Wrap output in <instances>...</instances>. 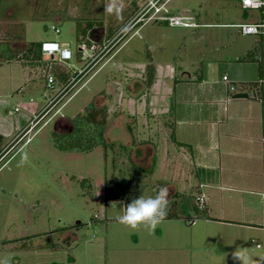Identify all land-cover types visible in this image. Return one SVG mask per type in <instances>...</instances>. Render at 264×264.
Masks as SVG:
<instances>
[{
    "label": "rangeland",
    "instance_id": "rangeland-1",
    "mask_svg": "<svg viewBox=\"0 0 264 264\" xmlns=\"http://www.w3.org/2000/svg\"><path fill=\"white\" fill-rule=\"evenodd\" d=\"M147 1L1 3L0 37L13 36V46L22 49L30 40L62 41L73 51L69 74L75 80L81 75L76 73L79 68L98 58L44 113L42 107L61 87L59 80L52 87L45 84L49 74L46 64L51 61L48 56L33 67L24 58L0 63V258L8 257L10 264H264V239L259 235L252 239L248 233L237 234L234 230L244 228L235 227L233 221L232 233L220 235L219 220L215 224L201 218L205 203L196 187L206 172L190 168V139L178 144V132L174 133L179 118L197 117L196 109L191 112L195 101H204L202 113L210 117L223 109V101L214 100L221 92L230 97L236 91L253 94L250 83L233 81L236 91H228L221 79L229 66L238 63L228 59L242 41L238 26L208 22L259 21L261 10L242 8L240 0H159L160 13L191 14L196 22L171 25L167 20L142 16ZM86 19L103 22L92 32L93 39L102 42L95 43L89 49L93 55L80 62L74 58V29L77 21ZM52 24L59 26V33ZM110 24L117 29V39L103 36ZM248 37L256 47L261 36ZM254 62L252 67L243 64L242 69L247 78L258 81L256 90L261 94L264 85L258 62ZM148 63L153 65L151 84H147ZM186 71L195 80L203 76L213 92L198 91L196 82L183 77ZM98 92L107 108L106 133L114 143L98 144L90 150L56 145L54 129L69 127L67 122L59 124L58 118L84 112ZM187 131L186 138L195 137L191 127ZM137 145L143 147L141 154L134 153L140 150ZM170 181L179 191L171 199L169 211L178 217H165L153 228L135 230L116 221L132 199L153 196L158 186ZM206 189L204 195L213 211L220 202L216 193H230L219 187L218 192L211 188L207 195ZM259 197L249 198L252 213L240 218L260 220L264 200ZM193 214L199 219L194 221ZM245 219L238 218L239 225ZM236 242L242 244L240 262L233 259L238 252L233 248Z\"/></svg>",
    "mask_w": 264,
    "mask_h": 264
},
{
    "label": "crops",
    "instance_id": "crops-1",
    "mask_svg": "<svg viewBox=\"0 0 264 264\" xmlns=\"http://www.w3.org/2000/svg\"><path fill=\"white\" fill-rule=\"evenodd\" d=\"M180 15L188 16V18H186L188 21L196 23L195 21L192 20L193 15L191 14H180ZM223 21L224 20H218L216 22H208V23L219 24V25L232 24L234 26H236V23H240V22H223ZM243 22H248V21H243ZM237 32H238V38L241 39L242 41L238 43L236 47H234L231 50V54H229L228 59L233 60V62L237 60L238 63H234V66L232 68L229 66L228 68L229 72H223L222 75L227 74L228 78L234 82L239 81V82L249 83L250 81H252L251 80L252 78H250L251 76L249 75L247 78V74H246L247 72H245L246 70L245 69L243 70L242 67L243 64H246V66L248 64V66L252 67L251 65L255 62L254 60H240L238 59V57L241 52L247 51L249 48L252 47L251 45L252 38L248 37V35L251 34H244L240 32V30ZM116 35L117 34H115L111 38L117 39L118 37L115 38ZM44 40L46 39H43V41ZM53 40H57V39H53ZM59 42L61 46L70 49L72 56L64 61L57 59L55 60H57V62L60 64L61 69H66L71 71L69 65H72V63L70 64V60L73 57V51L66 44H62L63 43L62 41ZM80 46L81 44L79 45V47ZM87 52L88 50L85 51L82 50L81 58H77L75 55L74 57L75 60L80 62L85 61V55ZM43 54L48 56L45 53ZM262 58H263V46H262ZM262 60H264V58ZM36 65L38 64H30L31 67ZM252 70L250 71L252 72ZM86 71L88 70H85L84 73H86ZM84 73H81V75L78 77L79 80H81L80 77ZM84 76L85 74L82 77ZM183 77H185L186 79L189 78L188 80H190L192 83L196 82V89L198 91L200 90L202 94L203 93L209 94L213 92V87L211 86L212 84L207 85L208 83H206V79L203 76H198V78H196L195 80L193 75L190 72L186 71L183 74ZM71 79L72 76L68 78L67 82L64 83L59 80L61 82V87L59 91L55 94V97L58 95L59 92L62 91L64 86H66L67 84L69 85L71 90V88L74 86L75 81L77 80L76 79L75 81L72 82ZM55 82H57V79ZM45 84H46V80H45ZM252 88L254 89V87ZM222 93L223 92H221L219 96H216V98L214 97V100L216 99V101H220V102L223 101L222 111H217L218 113L216 112V115L213 116L210 115V117H207V115L202 113L205 110L201 106L203 104L202 103L203 100L195 101L194 103H191L192 105L191 112L195 113L194 111L196 109L197 117L191 116L187 118H179L177 123L178 126H176L175 124L174 133L176 132L177 134L178 132V135H176L178 141L182 140L185 141L184 143H186L190 139L189 140L190 150L192 154V162L190 164L191 166L190 168L193 169L196 167L206 172V175L205 177H203V179L200 180V177L198 178V184L196 187L198 194H200V196L204 198V203L206 207L205 213L206 215H208V216L200 215L201 218L203 220H207L211 222L214 221L215 224H216V220H219L217 224H219L221 227L220 229H218V231H222L220 232V235L223 234L230 235L232 233L230 229L231 228L230 225H232L231 222L233 221L236 222L235 227L238 226L240 229L244 228L242 229L243 231H237L233 229L237 234L241 235V233L243 234L248 233V235H250L252 239L254 238V235H259L262 239H264V208L262 207L263 201H261L262 206L260 209V213H261L260 220L254 221L251 219L240 218L241 216H239V215H244L245 213H252V207H250L249 198L253 199L257 197V195L259 194L260 196L259 198L264 200V100L257 97L256 92L254 96L252 94L249 95V97H233V95L232 97H230V96H225V94ZM61 96H59V98ZM212 100L213 98L211 96L210 99L208 100L210 101V104ZM49 101L42 107L43 110L41 111L42 109L41 108L39 111L43 112L45 109L46 110L49 109L56 102L54 101L53 103H51L53 101L51 100V102L49 103ZM197 112H199V114L201 115H199ZM213 112L215 111L213 110ZM202 114H204V116H202ZM60 117H70V116L62 115ZM193 125L194 127H192ZM190 127H191L192 136L193 135L195 136L194 138H186L188 136L187 130ZM177 129L178 131H176ZM27 130L28 129H26L25 132ZM180 132H182L183 134L182 133L180 134ZM191 134L190 137H192ZM175 139H176L175 137H172V140ZM178 144H180V141L178 142ZM137 148L138 149L140 148L139 152L136 151L134 153L141 154L143 147L142 146L139 147L137 145ZM153 156L151 157L150 160L151 163L153 161ZM213 172L217 173L216 176L213 175ZM164 187L171 188L172 190L171 192H169L170 195V197L168 198L169 200L174 199V197L178 194L179 189L177 188L176 183H174L173 181L167 182L164 185ZM204 187L209 188L208 190L206 189L207 191L205 192V194L207 195L211 188L214 191V193H216L218 192L219 187L220 190L221 188H224L228 190L230 193L227 196L224 195V193L221 191L220 193H216L217 195H219L220 202L218 203L217 208L213 211L211 210L212 208L209 202L207 201V197H205L204 195V191H203ZM246 194H252V196L249 197ZM209 210H211L212 212H209ZM193 216L195 217L194 221L198 220L199 219L198 217H200L199 215L195 216L194 214ZM238 218L245 219L242 221L243 225H239L241 223H239ZM212 229L214 230V232H216L215 231L216 227ZM236 233L233 234L236 235ZM238 242H241V239H238ZM238 242H236L233 248H236L238 251L237 253L241 254L240 249L242 247L241 246L242 244ZM225 247L228 248V246H224V248ZM242 256L243 255L241 254V257Z\"/></svg>",
    "mask_w": 264,
    "mask_h": 264
},
{
    "label": "trees",
    "instance_id": "trees-1",
    "mask_svg": "<svg viewBox=\"0 0 264 264\" xmlns=\"http://www.w3.org/2000/svg\"><path fill=\"white\" fill-rule=\"evenodd\" d=\"M3 0H0L2 3ZM6 4V3H5ZM122 21L118 24L121 25ZM117 24V25H118ZM103 25L101 20H79L76 23L74 34L76 41V51L75 55L77 58H81L82 49H80V44H85L87 47L93 46L95 43H101L102 40L95 41L92 37V32L99 26ZM58 26V25H57ZM59 27V26H58ZM117 33V29L112 24L106 27L104 37L111 38ZM13 36H3L0 37V63L3 61H9L11 59H19L24 58L30 64H39L42 59H44V54L41 49L42 41L30 40L26 41V45L24 48L19 49L13 46ZM261 52V56L259 54ZM258 53V55H257ZM150 57L151 54H150ZM49 63L46 64L48 67L49 73L54 75V79L56 81L60 80L61 82H67L68 78L71 77L69 74V70L61 69L60 64L55 59H52ZM238 59L244 60H256L258 62L259 69V77L263 75V60H262V38H258V42L256 47L252 46L249 48L246 53L239 56ZM57 64V65H55ZM147 68L149 69V74L147 76V84H151L152 82V74H153V65L148 63ZM54 81V82H55ZM250 86L254 87V90L257 94V97L263 99L264 97V88L263 86L260 88L261 94H259L256 90L258 81H250ZM261 86V85H259ZM70 89L69 85H67L54 99L51 103L56 101L59 96L64 95ZM259 91V92H260ZM104 97L103 94L98 92L97 96L94 98L91 103L85 105L84 112H80L74 117H63L67 123H69V127L65 130L57 131L54 129V141L56 145L59 147H74L79 150H90L95 145L101 144L104 146L112 145L114 142L108 138L106 133V125H107V108L103 103ZM101 103V104H100ZM28 128L30 126H27ZM27 128V129H28ZM25 132V131H24ZM7 150V149H6ZM4 150V152L6 151ZM1 156V155H0ZM174 200V199H172ZM172 200H169L173 204ZM203 213L199 215H206V207L203 208ZM168 217L170 216H178V213L175 211L167 212ZM208 216V215H206Z\"/></svg>",
    "mask_w": 264,
    "mask_h": 264
},
{
    "label": "built area",
    "instance_id": "built-area-1",
    "mask_svg": "<svg viewBox=\"0 0 264 264\" xmlns=\"http://www.w3.org/2000/svg\"><path fill=\"white\" fill-rule=\"evenodd\" d=\"M240 5L242 8H253V9L261 10L262 20L254 21V22H250V21L240 22V23H236V25L238 26L240 32L244 34H259L262 37L263 39V58H264V0H240ZM161 9H162V5L159 3V0H148L146 5L143 8L141 15L143 16L144 14H146L148 16L147 18L167 20L168 23L171 25H176V24H180L184 26L195 25L194 22L188 21L186 19L188 18V16H183L180 14L167 15L164 13H160ZM51 28L54 29L56 33L60 31V28L55 24H52ZM91 48L93 47L92 46L87 47L85 44H81L80 49H82L83 51L88 50V52L85 55V58L86 56L93 55V52L89 51V49ZM41 49L43 53L47 54L52 59L64 61L66 59H69L72 56L70 49H68L67 47L61 46L60 42L57 40L42 41ZM93 58L94 57H92V59ZM97 59H95L91 64H90V61H88L80 69H78L77 73L78 74L83 73L85 70H88V68L86 69V67L89 64H90L89 67L93 66L97 62ZM222 79L226 82V85H227L226 87L228 91H236V86L234 82L228 78L227 74H223ZM73 80L75 81V79L72 77L71 81ZM54 81H55L54 75L49 73L46 79L47 86L52 87L54 84ZM261 81L264 85V70H263V77L261 78ZM256 246L259 247V246H262V244L260 242H256Z\"/></svg>",
    "mask_w": 264,
    "mask_h": 264
},
{
    "label": "clouds",
    "instance_id": "clouds-1",
    "mask_svg": "<svg viewBox=\"0 0 264 264\" xmlns=\"http://www.w3.org/2000/svg\"><path fill=\"white\" fill-rule=\"evenodd\" d=\"M168 195L169 191L166 187L158 186L155 195L139 196L124 205L123 214L118 215L115 219L119 224L133 230L141 226L153 228L167 215L171 203ZM241 258L240 253L233 256V259L238 262ZM0 264H10L9 258H0ZM247 264H251V261H248Z\"/></svg>",
    "mask_w": 264,
    "mask_h": 264
},
{
    "label": "water",
    "instance_id": "water-1",
    "mask_svg": "<svg viewBox=\"0 0 264 264\" xmlns=\"http://www.w3.org/2000/svg\"><path fill=\"white\" fill-rule=\"evenodd\" d=\"M255 95V90L253 89V96ZM233 97H249V93L246 91H236ZM63 118V117H61Z\"/></svg>",
    "mask_w": 264,
    "mask_h": 264
},
{
    "label": "flooded vegetation",
    "instance_id": "flooded-vegetation-1",
    "mask_svg": "<svg viewBox=\"0 0 264 264\" xmlns=\"http://www.w3.org/2000/svg\"><path fill=\"white\" fill-rule=\"evenodd\" d=\"M0 6H1V3H0ZM118 37H119V36H118ZM63 122H66L65 119L59 117V118H58V123H59V124H63Z\"/></svg>",
    "mask_w": 264,
    "mask_h": 264
}]
</instances>
